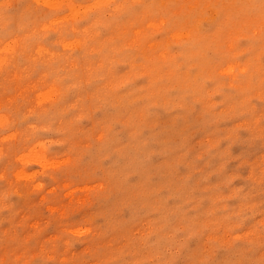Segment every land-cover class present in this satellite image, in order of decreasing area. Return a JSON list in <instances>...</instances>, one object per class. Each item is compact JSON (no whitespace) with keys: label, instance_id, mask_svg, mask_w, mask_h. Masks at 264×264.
<instances>
[{"label":"rangeland","instance_id":"1","mask_svg":"<svg viewBox=\"0 0 264 264\" xmlns=\"http://www.w3.org/2000/svg\"><path fill=\"white\" fill-rule=\"evenodd\" d=\"M0 264H264V0H0Z\"/></svg>","mask_w":264,"mask_h":264}]
</instances>
